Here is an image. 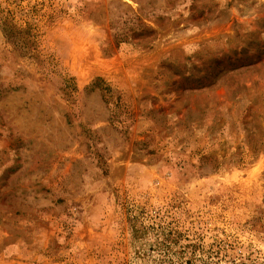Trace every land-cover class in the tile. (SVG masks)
I'll return each instance as SVG.
<instances>
[{"label": "rangeland", "instance_id": "obj_1", "mask_svg": "<svg viewBox=\"0 0 264 264\" xmlns=\"http://www.w3.org/2000/svg\"><path fill=\"white\" fill-rule=\"evenodd\" d=\"M0 264H264V0H0Z\"/></svg>", "mask_w": 264, "mask_h": 264}, {"label": "trees", "instance_id": "obj_2", "mask_svg": "<svg viewBox=\"0 0 264 264\" xmlns=\"http://www.w3.org/2000/svg\"><path fill=\"white\" fill-rule=\"evenodd\" d=\"M88 92H94L99 90L100 92L104 93L105 96H109V99L112 100L113 99V90L106 85L102 80L97 79L96 82L89 88H87ZM209 158H204V160H208ZM136 228V227H134ZM146 230L144 227L141 229H136L135 233L137 236H143L144 234H146Z\"/></svg>", "mask_w": 264, "mask_h": 264}]
</instances>
